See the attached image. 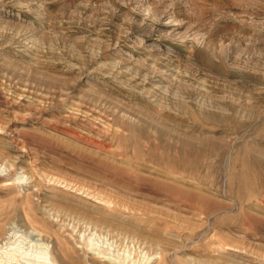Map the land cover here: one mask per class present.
<instances>
[{
    "label": "rangeland",
    "instance_id": "rangeland-1",
    "mask_svg": "<svg viewBox=\"0 0 264 264\" xmlns=\"http://www.w3.org/2000/svg\"><path fill=\"white\" fill-rule=\"evenodd\" d=\"M23 250L264 264V0H0V264Z\"/></svg>",
    "mask_w": 264,
    "mask_h": 264
},
{
    "label": "bare ground",
    "instance_id": "bare-ground-1",
    "mask_svg": "<svg viewBox=\"0 0 264 264\" xmlns=\"http://www.w3.org/2000/svg\"><path fill=\"white\" fill-rule=\"evenodd\" d=\"M170 161H172V160H170ZM181 161V160H180ZM181 165H185V164H183V162L181 161V163H180V166ZM187 165V164H186ZM188 168V167H187ZM162 171V170H161ZM175 172V171H174ZM177 172V171H176ZM179 172H181V171H179ZM177 174V173H176ZM37 239H35V241H36ZM31 241V239L30 240H28L27 242H30ZM38 241V240H37ZM29 244V243H28ZM34 243L33 242H31V245H33ZM38 244V243H37ZM61 247H60V249H59V253L60 254H62V255H65L66 256V253H67V249H66V245L65 244H67V241L66 240H63L61 243ZM30 246V245H29ZM19 248H22V247H19ZM32 248V247H31ZM24 249V248H23ZM16 250H18V249H16ZM23 253V254H22ZM31 253H29L28 251L26 252V250L24 251H21V252H16L15 251V253H14V256H11V257H9V260H8V264H47L46 262H42L41 261V263L39 262L40 260H39V258L37 259V258H35V257H31V255H30ZM10 258H11V260H12V258L13 259H15V262H12V261H10ZM42 258V257H41ZM46 259V258H45ZM44 261V260H43ZM49 262V261H48ZM54 263V262H53ZM52 263V264H53Z\"/></svg>",
    "mask_w": 264,
    "mask_h": 264
}]
</instances>
